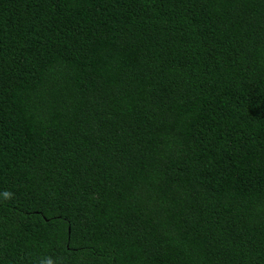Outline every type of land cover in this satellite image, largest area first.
I'll return each mask as SVG.
<instances>
[{"label": "trees", "instance_id": "obj_1", "mask_svg": "<svg viewBox=\"0 0 264 264\" xmlns=\"http://www.w3.org/2000/svg\"><path fill=\"white\" fill-rule=\"evenodd\" d=\"M49 260L264 264V0H0V264Z\"/></svg>", "mask_w": 264, "mask_h": 264}, {"label": "clouds", "instance_id": "obj_2", "mask_svg": "<svg viewBox=\"0 0 264 264\" xmlns=\"http://www.w3.org/2000/svg\"><path fill=\"white\" fill-rule=\"evenodd\" d=\"M5 195H8L7 193H5ZM47 264H52V262L49 260L48 262H47Z\"/></svg>", "mask_w": 264, "mask_h": 264}]
</instances>
